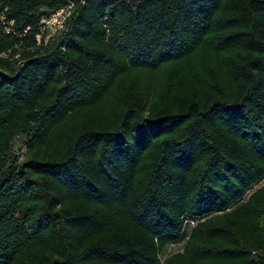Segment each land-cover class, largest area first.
Segmentation results:
<instances>
[{
  "label": "trees",
  "instance_id": "16d2710c",
  "mask_svg": "<svg viewBox=\"0 0 264 264\" xmlns=\"http://www.w3.org/2000/svg\"><path fill=\"white\" fill-rule=\"evenodd\" d=\"M66 2L0 0V264H264V0H83L37 43Z\"/></svg>",
  "mask_w": 264,
  "mask_h": 264
},
{
  "label": "built area",
  "instance_id": "2783aa9c",
  "mask_svg": "<svg viewBox=\"0 0 264 264\" xmlns=\"http://www.w3.org/2000/svg\"><path fill=\"white\" fill-rule=\"evenodd\" d=\"M83 0H67V2L56 10L45 15L40 21V29L35 36L37 43H46L65 29L66 22L73 14L77 2ZM2 19V18H1Z\"/></svg>",
  "mask_w": 264,
  "mask_h": 264
},
{
  "label": "rangeland",
  "instance_id": "374dc122",
  "mask_svg": "<svg viewBox=\"0 0 264 264\" xmlns=\"http://www.w3.org/2000/svg\"><path fill=\"white\" fill-rule=\"evenodd\" d=\"M11 149L12 151L17 155V157L20 159L22 157V154L25 151V148L23 146V140L21 137H17L12 141V145H11ZM257 183L255 186H253L251 188V190L257 188L260 184ZM183 243H184V239L181 238L179 242L174 243V244H168L162 251L161 255H160V261H163V259L173 253L176 252H180L182 250L183 247Z\"/></svg>",
  "mask_w": 264,
  "mask_h": 264
}]
</instances>
